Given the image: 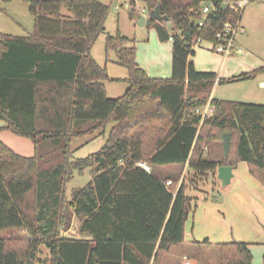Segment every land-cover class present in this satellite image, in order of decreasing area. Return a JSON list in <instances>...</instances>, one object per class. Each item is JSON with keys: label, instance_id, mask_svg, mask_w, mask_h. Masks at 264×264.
I'll return each mask as SVG.
<instances>
[{"label": "trees", "instance_id": "16d2710c", "mask_svg": "<svg viewBox=\"0 0 264 264\" xmlns=\"http://www.w3.org/2000/svg\"><path fill=\"white\" fill-rule=\"evenodd\" d=\"M26 1L33 32L0 30V119L6 122L0 130L34 143V154L24 156L0 140V264H39L41 244L50 264H164L167 252L185 241L198 200L189 189L217 179L219 166L240 161L264 182V103L212 97L216 82L251 79L264 65L225 79L190 59L193 42H219L217 33L235 23L237 11L219 7L200 25L201 5L222 0H144L172 22L171 76H150L137 60L135 40L108 34L106 50L116 52L129 85L109 97L108 70L91 50L110 5ZM131 4L130 18L137 20L135 0ZM209 101L215 112L203 119L196 109ZM112 122L103 147L74 157V138L102 135ZM224 132L232 134L227 157ZM88 168L91 182L69 197L74 172ZM76 218L82 237L63 234ZM215 246L220 264L253 263L249 243Z\"/></svg>", "mask_w": 264, "mask_h": 264}, {"label": "crops", "instance_id": "0c3cea01", "mask_svg": "<svg viewBox=\"0 0 264 264\" xmlns=\"http://www.w3.org/2000/svg\"><path fill=\"white\" fill-rule=\"evenodd\" d=\"M144 3V7H147L145 1ZM241 24L246 29L242 34L245 35L246 33V35L242 37L243 39L239 43L249 46L255 41L260 29L263 28L264 1H251L244 9ZM197 48L194 49L195 53ZM96 52L97 49L94 45L91 50L93 57L100 65L107 68L110 76V79L105 81L108 96H121L129 86L126 80L128 72L117 69L120 64L110 57V51L107 52L106 47L104 62ZM195 53L192 56H195ZM224 61L227 63L222 62L220 68L212 66V64L205 68L198 64L201 59L198 62L193 59L198 70L213 72L218 70V77L222 78H231L264 65L263 62L256 66L255 64H249L250 62L242 58L233 57H226ZM232 83L240 84L241 93L246 97V100L239 101L264 103V72L251 79L233 81ZM217 84H220V82H216L215 86ZM212 97H215L214 90ZM5 125L6 122L0 119V128ZM0 140L21 155L31 156L34 154L33 141L30 138L17 135L11 130L1 129ZM233 173L234 176L228 185H223L222 180L217 176V179L210 178L203 184V187L191 188L187 191L188 195L198 197V200L195 205L194 199L193 209L185 223V241L180 245H176L185 246L183 259L174 256L170 259L169 264H211L208 250L216 249L215 245L218 243L233 240L249 243L253 253L252 264H264V182L252 174L246 161H240L233 165ZM76 189L78 188H74V190ZM202 192H205V194H202ZM27 233L28 231H23V234L29 235ZM205 239H208L210 244L195 242H202ZM174 247L167 252L164 264L169 254H172ZM201 250H203L204 255L200 254Z\"/></svg>", "mask_w": 264, "mask_h": 264}, {"label": "rangeland", "instance_id": "374dc122", "mask_svg": "<svg viewBox=\"0 0 264 264\" xmlns=\"http://www.w3.org/2000/svg\"><path fill=\"white\" fill-rule=\"evenodd\" d=\"M101 1L110 5L109 15L104 26L105 30L101 32L94 44L97 49L96 53L100 56L99 58H101L102 62L105 60L106 36L108 34H116L120 31L122 34L135 40L137 45L138 62L150 76L164 78L170 77L172 73V40L168 39L161 41L159 39L157 30L154 27V21H152L149 26H140L137 24L136 20H132L130 18L132 0ZM135 2L137 13L149 16L150 9L144 7V0H135ZM64 11L67 12L66 10ZM163 23L169 31H172V22L170 20H165ZM0 30L4 33L18 35H26L33 32L34 16L30 11L29 2L26 0H0ZM245 35L239 31L236 38V44L238 47L244 49V54L234 53L228 58H242L250 62L249 64H255L258 66L264 62V24L263 28L258 32L257 37H255V41L249 44V46L239 43ZM197 47L195 56H190V59H195L197 62L201 59V62L198 63L200 66L207 68L206 66L212 64V66L220 68L222 62L225 64L227 63L224 61L225 57L223 55L217 54L212 50L210 43H204ZM110 57L113 60L117 59L114 50L110 51ZM117 67H119L117 69L127 71L126 68L121 65ZM216 72L218 74L219 71L216 70ZM224 78L228 79L227 77ZM213 90L215 97L219 99L246 100L245 95L241 93L242 89L240 88V84L225 81L217 84ZM113 125V122L108 124L105 133L102 135L96 133L74 138L72 142L74 157H86L103 147ZM217 151H219V147L217 148ZM92 177L89 168L85 169L83 172L75 171L73 178L68 185V196H72L75 191L74 188H81L88 185L91 182ZM79 224L80 221L77 218L74 219L71 228L64 231L63 234L73 237H82L79 232ZM183 249H185V246L183 245L174 247L172 254H169L167 257L165 264H169L170 259L174 256L183 259ZM200 252V254L204 255L203 250ZM208 253L211 257V264H220V254L217 248L209 249ZM39 258V264H50V251L44 244L40 245Z\"/></svg>", "mask_w": 264, "mask_h": 264}, {"label": "built area", "instance_id": "2783aa9c", "mask_svg": "<svg viewBox=\"0 0 264 264\" xmlns=\"http://www.w3.org/2000/svg\"><path fill=\"white\" fill-rule=\"evenodd\" d=\"M255 0H222L221 2L216 1H208L201 5L198 11L202 15V19H200L199 24L203 25L204 20L211 13L217 11L219 7L230 8L238 12V18L235 23H227L225 26L217 33V37L219 38V42L210 43L212 50L217 53L223 55L225 58L229 57L234 53H242L244 54V49L242 47H238L236 44V38L239 31L241 33L244 32V27L241 24V17L244 12L246 6ZM264 1V0H261ZM172 32L170 31V39H172ZM204 41L202 38H198L197 41L193 42V49H195L198 45L203 44ZM207 43V42H206ZM219 78V77H218ZM217 78V80H218ZM197 113H200L202 118L212 116L215 112L214 105L209 101L203 108L196 109ZM138 165L145 168L146 170H150V166L145 161H139ZM172 181H167V185H170Z\"/></svg>", "mask_w": 264, "mask_h": 264}, {"label": "water", "instance_id": "95a60500", "mask_svg": "<svg viewBox=\"0 0 264 264\" xmlns=\"http://www.w3.org/2000/svg\"><path fill=\"white\" fill-rule=\"evenodd\" d=\"M155 22L154 27L157 30L159 39L161 41H165L170 39V31L165 27L163 21L169 20L168 17L163 16L158 10L150 11L149 16L144 14H139L136 20L137 24L140 26H149L152 22ZM231 132H224L223 134V149L224 154L227 157L230 151L231 145ZM217 176L219 179L222 180L223 185H228L231 182L232 177L234 176L233 173V166L232 165H221L217 169ZM77 194V191H75Z\"/></svg>", "mask_w": 264, "mask_h": 264}]
</instances>
